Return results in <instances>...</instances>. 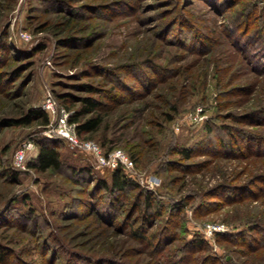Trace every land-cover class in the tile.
<instances>
[{
    "label": "rangeland",
    "instance_id": "rangeland-1",
    "mask_svg": "<svg viewBox=\"0 0 264 264\" xmlns=\"http://www.w3.org/2000/svg\"><path fill=\"white\" fill-rule=\"evenodd\" d=\"M236 8L217 11L207 0H0L3 264H160L157 252L132 234L142 223L134 191L119 194L117 203L124 205L114 210L113 220L97 216L108 198L94 187L98 180L109 182L112 169L98 167L89 154L62 141L61 171L38 173L28 168L38 152L33 142L17 179L8 173L17 169L13 157L19 145L44 137L47 126L4 127L2 122L42 109L47 94L69 116L84 97L103 102L100 130L91 138L76 136L95 142L104 154L122 150L133 164L132 171L123 168L125 173L154 193L156 205H164L157 225L146 227L145 234L157 239L172 204L194 198V207H184L183 240L202 238L209 250L201 256L264 264V250L252 253L218 236L253 233L249 216L264 220V183L258 180L264 155L233 157L223 151L214 156L224 133L226 142L243 143L245 152L240 132L264 135L259 122L264 117L248 115L264 108V70L255 69L264 42L242 31ZM228 31L249 43L247 49ZM197 40L206 41L209 49L197 48ZM148 82L154 84L145 91ZM90 83L99 88L93 94L83 89ZM174 103L179 111L167 123L162 119ZM207 144L214 150L204 148ZM106 146L114 148L105 153ZM181 146L195 148L197 155L182 161L171 153ZM69 166L91 173L84 180L85 174L75 176ZM235 185L242 188H229ZM209 224H224L228 230L208 235ZM182 245L177 239L164 243L162 253ZM184 247L192 255L191 247Z\"/></svg>",
    "mask_w": 264,
    "mask_h": 264
},
{
    "label": "trees",
    "instance_id": "trees-1",
    "mask_svg": "<svg viewBox=\"0 0 264 264\" xmlns=\"http://www.w3.org/2000/svg\"><path fill=\"white\" fill-rule=\"evenodd\" d=\"M209 3H211L217 11H221L222 9L225 11V13L229 12L232 7L237 6L236 9H234V13L237 15L239 21V25L243 24V32L246 30V34L253 32L254 34H257V37L259 40H263L264 42V0H249L248 2L244 0H207ZM223 1V2H222ZM222 2V3H221ZM261 3V6L258 3ZM239 6V7H238ZM244 19V20H241ZM241 26V25H240ZM235 30V29H234ZM229 32V31H228ZM229 34L234 38L238 39V36L232 35V33L229 32ZM235 34V33H234ZM236 35V34H235ZM245 35V34H244ZM236 37V38H235ZM194 38V36H193ZM204 38V37H203ZM201 40H203L201 38ZM197 40V45L199 49H209L207 46L206 41ZM238 44L240 45V48H246L247 44L249 43L243 42L241 39H238ZM7 44H3L5 46ZM242 45V47H241ZM211 47V45H210ZM245 49V50H246ZM242 51V50H241ZM263 58H261L260 66L259 68H255L257 71L264 70V53ZM247 58L248 56L245 55ZM2 54H0V60L2 61ZM249 59V57H248ZM263 60V61H262ZM5 59L3 60L4 63ZM2 78V75L0 74V80ZM165 77H161L160 80H163ZM119 82L122 80L117 79ZM154 83L148 82L145 85V91H147ZM93 83L83 85V89L88 92L89 94L95 93V91L99 88H95L93 86ZM144 91V92H145ZM111 95V94H110ZM144 95V94H143ZM113 97H116L115 94L111 95ZM140 96V95H139ZM138 97V96H135ZM68 100V99H66ZM122 101V98H118V102ZM101 104L103 102L94 96H87L81 99V105L78 110H76L73 114L69 116V121L71 123L76 124V132L80 137H87L91 138L93 137L101 128L102 123L104 121V115L101 112ZM70 110V107H66ZM179 106L174 103L169 106L168 108V114L166 118H163V121H166L167 123L171 122L174 118V116L178 113ZM249 116L255 117L256 115L264 117V108L263 109H255L249 112ZM255 121L254 119H252ZM50 122L49 115L41 108H34L30 109L25 115L20 116L18 118H7L4 119L2 122V126L4 127H17V126H32L34 123L41 125L43 127L47 126ZM260 125H264V120H259ZM211 129V128H210ZM231 129V128H229ZM212 130V129H211ZM225 133L222 134V137L219 139L221 148L218 149V151L214 154L215 157L221 156L223 151L226 153L225 156H242L246 157L247 155H264V135H255L247 132H240V135L243 136V142L248 148V150L245 152L242 149V144H238L237 146H234L233 143L226 142L225 139ZM231 141H235V138L233 137V134L231 133ZM62 141H65L63 138L55 137V138H48L46 136L42 137L38 141H36L33 138V142H35L38 146V152L34 160L30 161L28 163V168L34 169L38 173H46L50 170H56L61 171L62 167L65 165V163L62 160L60 147L62 145ZM230 141V140H229ZM213 143V142H212ZM101 146L105 147L106 143L100 144ZM257 146V151H252L251 149L253 147ZM105 153H108L110 150H112L114 147H107L106 146ZM204 148L208 150H214L213 146L211 144H207ZM236 148V153L231 152V150ZM263 149L261 151L260 149ZM171 153H175L180 156V159L182 161H191L192 158L197 155L195 153V148H186V147H178L175 148L174 151L172 150ZM133 158V155H131ZM134 160V158H133ZM135 161V160H134ZM170 163V162H169ZM168 163V164H169ZM167 164V165H168ZM70 167V166H69ZM162 168V164L160 166ZM160 169V168H159ZM182 170L184 172H187V167H182ZM71 173L73 175H81L90 174L91 170L87 169L85 167H70ZM111 179L109 182H106L104 180H98L95 184L94 188L101 189L105 194H107V202L105 201L106 205L105 207H102L101 210H97L99 218L102 216L106 221H110L114 219V210H118L121 206L117 203L118 196L120 193H131L135 192L137 195L135 196V207H138L137 209H141L142 211V218H141V225L133 231V235L136 238L143 239L146 243V245L153 248L155 255V259H157L160 264H180L182 261H186V264H243L238 259H235L236 263L234 261H223L219 258L215 257H206L204 255L201 256L202 253L205 251H208V245L205 243V241L202 238L195 237L192 240H183V235L186 233V227L184 225V207L186 206H193L195 204V199L193 201L185 200V201H179L174 202L172 204V207L170 208L169 216L164 222L162 223L160 227L159 236L156 239V235L153 234H145L147 233V230H145L146 227L155 226L157 225V217L162 215V209L164 205H156L155 196L154 193L145 190L143 188H140V186L128 175L125 173L122 166H119L113 170H111ZM20 172V170L15 169L14 167L11 168V171L8 170V173L13 175L14 179H17V175ZM88 176L85 177L84 180H87ZM258 180H262L264 183V174L259 175ZM76 182H82L81 179H75ZM259 188H262L261 186H258ZM231 189H241L242 186H229ZM103 199L104 196H102ZM94 205L96 202H91ZM109 204V205H107ZM97 205V204H96ZM95 205V206H96ZM104 205V204H103ZM97 209V207H95ZM131 209H128L126 211V216H128L131 213ZM101 217V218H102ZM126 219V218H125ZM247 222L251 224L250 230L253 231V233L244 234L243 232H239L238 234H231V235H218L222 238V243L225 244H231V245H238L240 247L246 248L249 252H257L260 250H264V220L259 217H248ZM171 223L174 225L171 227ZM147 229V228H146ZM146 231V232H145ZM179 234V235H178ZM180 240L183 245L178 246L174 250L170 251H164L162 253L164 243H169L173 240ZM155 244V245H154ZM187 245V247H191L188 249L192 253V255L189 256L188 252L185 250L184 247ZM160 246L162 249L157 250ZM3 249L0 248V263H6L5 258V252L2 251ZM160 251V252H159ZM162 253V254H161ZM200 253V254H199ZM111 261H113L111 259ZM114 262V261H113Z\"/></svg>",
    "mask_w": 264,
    "mask_h": 264
},
{
    "label": "built area",
    "instance_id": "built-area-1",
    "mask_svg": "<svg viewBox=\"0 0 264 264\" xmlns=\"http://www.w3.org/2000/svg\"><path fill=\"white\" fill-rule=\"evenodd\" d=\"M24 38L27 34L23 33ZM42 109L48 112L52 121L47 125L44 135L48 138H63L69 146L78 149L93 157L96 165L101 168L115 169L119 166L133 170V164L122 150H114L109 154H104L98 144L90 140H81L77 138L76 124L69 121V112L64 107H57L56 101L52 95L47 94L44 98ZM34 149L32 140H25L16 149L13 157L14 166L23 170L26 167L28 153ZM151 181V180H150ZM224 224H209L205 233L213 235L227 231Z\"/></svg>",
    "mask_w": 264,
    "mask_h": 264
}]
</instances>
